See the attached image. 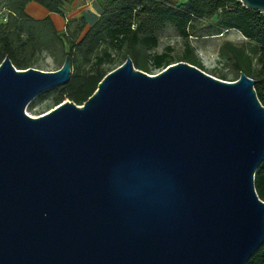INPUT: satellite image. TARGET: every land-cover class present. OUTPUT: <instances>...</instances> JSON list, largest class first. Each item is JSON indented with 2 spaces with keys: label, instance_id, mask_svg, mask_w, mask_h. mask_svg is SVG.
<instances>
[{
  "label": "water",
  "instance_id": "1",
  "mask_svg": "<svg viewBox=\"0 0 264 264\" xmlns=\"http://www.w3.org/2000/svg\"><path fill=\"white\" fill-rule=\"evenodd\" d=\"M71 73L69 55L0 64V264H247L264 244L256 80L128 57L82 105L26 112Z\"/></svg>",
  "mask_w": 264,
  "mask_h": 264
},
{
  "label": "trees",
  "instance_id": "2",
  "mask_svg": "<svg viewBox=\"0 0 264 264\" xmlns=\"http://www.w3.org/2000/svg\"><path fill=\"white\" fill-rule=\"evenodd\" d=\"M6 1L10 13L0 23V64L9 56L18 69L34 67L36 56L46 49L58 62V69L65 57L70 56L71 77L66 84L53 89L54 107L67 99L82 105L104 76L128 57L136 68L148 73L179 61L205 70L189 37L195 33L197 20L213 18L216 22L208 26V34L235 29L255 43L252 50L256 54V66L244 46L238 48L228 42L225 46L230 45L237 57L235 68L256 80V94L264 105V12L247 7L240 0H104L102 14L84 33V18L73 27L68 24L59 31L49 16L35 19L25 10L30 1H36L50 12L62 13L64 0ZM167 24L185 39V50L180 55L169 51L151 52L159 45L160 33ZM218 77L227 80V74H218ZM47 94L45 91L38 97L43 100ZM255 186L264 200V161L255 173ZM247 264H264V244Z\"/></svg>",
  "mask_w": 264,
  "mask_h": 264
},
{
  "label": "rangeland",
  "instance_id": "3",
  "mask_svg": "<svg viewBox=\"0 0 264 264\" xmlns=\"http://www.w3.org/2000/svg\"><path fill=\"white\" fill-rule=\"evenodd\" d=\"M0 23L5 22L4 17H8L9 9L6 0H0ZM216 18L211 20H197L194 23L195 33L189 37V42L195 47V52L204 65V71L218 77V74H227V80H234L239 77L240 71L235 68L237 57L230 50L231 43L235 47L246 48L245 52L252 59L253 66H256V54L253 52L252 45L238 30L232 29L221 34H208V26L214 24ZM168 48H171L168 50ZM185 50V39L181 37L175 28L169 24L165 26L159 36V45L151 52L169 51L171 54L177 56ZM33 64L34 67L43 70H56L58 62L53 55L46 49H43L36 56ZM248 57L246 60H250ZM161 70H155L151 74L159 73ZM220 78V77H218ZM222 79V78H221ZM226 80V79H224ZM55 95L53 89L48 90V94L42 100L38 96L29 103L26 112L32 116H38L48 112L54 107L52 98Z\"/></svg>",
  "mask_w": 264,
  "mask_h": 264
},
{
  "label": "crops",
  "instance_id": "4",
  "mask_svg": "<svg viewBox=\"0 0 264 264\" xmlns=\"http://www.w3.org/2000/svg\"><path fill=\"white\" fill-rule=\"evenodd\" d=\"M104 0H64L63 12H50L36 1H30L26 5V12L35 19L50 17L56 28L63 31L68 24L71 27L81 18H84L85 27L83 33L100 17L103 12Z\"/></svg>",
  "mask_w": 264,
  "mask_h": 264
},
{
  "label": "built area",
  "instance_id": "5",
  "mask_svg": "<svg viewBox=\"0 0 264 264\" xmlns=\"http://www.w3.org/2000/svg\"><path fill=\"white\" fill-rule=\"evenodd\" d=\"M0 15H1V11H0ZM5 21L7 20V17H4Z\"/></svg>",
  "mask_w": 264,
  "mask_h": 264
}]
</instances>
